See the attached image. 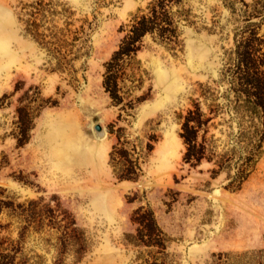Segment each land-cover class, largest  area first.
Listing matches in <instances>:
<instances>
[{"label": "rangeland", "instance_id": "374dc122", "mask_svg": "<svg viewBox=\"0 0 264 264\" xmlns=\"http://www.w3.org/2000/svg\"><path fill=\"white\" fill-rule=\"evenodd\" d=\"M159 1L172 24L113 63V98L122 29ZM253 41L264 0H0V264H264V141L241 182L259 140L234 91Z\"/></svg>", "mask_w": 264, "mask_h": 264}, {"label": "trees", "instance_id": "16d2710c", "mask_svg": "<svg viewBox=\"0 0 264 264\" xmlns=\"http://www.w3.org/2000/svg\"><path fill=\"white\" fill-rule=\"evenodd\" d=\"M170 12L164 9L162 1L155 3L146 13L141 16L136 15L132 23L127 29H122L124 36L121 40L119 48L115 51L112 59L106 67L104 77V87L115 98L119 96V75L118 72H112L113 63L120 64L126 62L137 54L142 46V39L149 33H153L160 29L162 23L172 24L169 17ZM169 20V22L167 21ZM164 28V26H162ZM264 45L258 44L255 41L248 42L238 51V75L235 78L236 92L235 101L239 103L238 114L242 118L248 117V114L256 115L253 119L251 131L244 134V137H249V140L258 138V145H248V163L243 167L241 173V182L246 180L250 173L254 170V147H262L264 141ZM254 117V116H253ZM211 119H204V114L197 107L194 110H189L184 117L182 126V138L186 144V152L184 161L191 164H199L205 158L207 144L199 141L200 131L206 122Z\"/></svg>", "mask_w": 264, "mask_h": 264}, {"label": "water", "instance_id": "95a60500", "mask_svg": "<svg viewBox=\"0 0 264 264\" xmlns=\"http://www.w3.org/2000/svg\"><path fill=\"white\" fill-rule=\"evenodd\" d=\"M98 129H100V127H98Z\"/></svg>", "mask_w": 264, "mask_h": 264}]
</instances>
